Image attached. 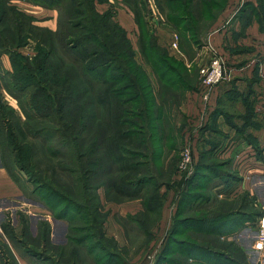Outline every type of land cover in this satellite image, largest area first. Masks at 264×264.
<instances>
[{
  "label": "trees",
  "instance_id": "trees-1",
  "mask_svg": "<svg viewBox=\"0 0 264 264\" xmlns=\"http://www.w3.org/2000/svg\"><path fill=\"white\" fill-rule=\"evenodd\" d=\"M28 1L57 9V28L39 26L13 0H0V49L9 55L12 63L8 89L15 87L23 91L32 86L33 113L26 114L46 120V123L23 125L20 130L23 134H26L24 129L28 130L33 139L41 137L42 146L55 161H51L50 167H42L36 143L21 141L19 128L11 124L0 125L2 161L16 181L19 177L13 172L14 167L23 169L34 183L33 198L42 201L55 218L68 219V244L77 245L79 250L73 258L82 256L86 248L98 262L102 258L99 250L110 253V247L105 244L109 241L104 229L107 212L103 211L99 189L131 199L144 198L146 218L156 212L160 184H164L166 175L165 164L173 152L181 149L171 115L174 106L194 88L198 68L188 71L182 61L158 42V36L150 32L146 15L151 13V8L147 0H123L133 11L139 28L138 50L126 28L116 19V10H98L97 4L106 0ZM219 1L156 0V3L167 16L165 22L186 38L191 55V41L202 42L201 16L214 15L213 10L223 6ZM261 8L264 13V0ZM261 28L264 30L263 22ZM31 44L37 52L33 59L19 51ZM138 54L151 69L155 81L143 68ZM220 114L231 120L220 106L212 114L215 123ZM206 125L215 124L210 121ZM10 156L14 157V163ZM198 178L196 167L194 174L183 180L172 226L173 241L168 245L169 249L173 243L182 244L178 257H167L164 251L161 259L167 258L175 264H193L195 259L204 258L209 264H249L234 241L220 243L223 225L238 219L239 211L223 207L210 209L207 214L205 209L198 208L200 215L183 216L188 198L194 202L209 192L193 193L197 184L203 187V179L208 183L210 180L205 176L197 183ZM57 203L63 204V208L57 209ZM160 210L157 214L161 218L162 207ZM71 211L75 215L70 216ZM259 215L260 211H256L249 218L256 221ZM39 224L41 238L49 241L50 222ZM6 226L4 231L11 236ZM184 226L194 229L186 231ZM181 233L188 236L179 238ZM202 236L209 238L207 242L199 241Z\"/></svg>",
  "mask_w": 264,
  "mask_h": 264
},
{
  "label": "crops",
  "instance_id": "crops-1",
  "mask_svg": "<svg viewBox=\"0 0 264 264\" xmlns=\"http://www.w3.org/2000/svg\"><path fill=\"white\" fill-rule=\"evenodd\" d=\"M109 2L110 0H106L103 3ZM118 2L122 7H115L116 19L126 28L132 40L130 31L134 32L138 27L135 15L123 0ZM219 2L223 6L215 8L214 15L209 13L201 16V18L211 17L214 21L206 38L202 36L200 44L191 41V55L188 52L186 38L181 37L175 28L162 21L161 27L164 29L157 32L158 42L168 49L170 55L182 61L188 71L191 72L196 66L198 67L195 86L186 92L182 105L183 113L186 114L188 121L190 117L192 123L189 121L187 125H175V132H180L181 149L186 144L192 149L194 172L196 167L199 170V178L196 182H201L205 176L210 179L209 183L207 181V186L203 184L201 187L197 184L193 193L202 194L209 190L218 202H233L249 194L253 197V206L261 209V204H264V30L261 28L262 22L264 24V13L261 0H220ZM13 3L26 14L34 17L37 25L54 30L57 28V9L43 7L28 0H13ZM99 4H97L99 11L109 8L102 10ZM137 32L139 33V28ZM138 33L136 44L132 40L136 50L139 48ZM176 34L179 36L178 46L173 45ZM188 37L190 38V35ZM215 53L224 55L229 76L225 81L209 89V100L204 101L203 95L206 89L201 84L198 60L201 56L203 57L201 61H204ZM177 106H174L173 110ZM220 106L229 113L230 121L224 114H220L216 118V123L214 122L212 114ZM210 121L215 125H206ZM258 148L262 150L263 157L260 156ZM191 176L181 172L178 166L171 181L176 180L179 189L177 188L176 191L172 186L161 188V194H167L169 201L172 192L176 193L177 201L172 208H169L168 201L165 202L160 226L172 225L184 181ZM15 188L16 184L10 179L0 156V236L1 223L10 217L8 215L11 214V209H15L14 204L20 206L17 198L24 197V194L19 195ZM141 205V203L139 207L137 205V208L144 207L143 205L140 207ZM247 207L248 201L240 200L235 208L225 209L239 211L240 215L235 221L223 225V229L224 235L231 238L234 236L236 241L246 247L247 257L255 259L254 257H261L264 250H252L257 237V228L253 227L255 221L250 220L251 213ZM40 220L49 221L52 227L51 234L56 233L57 224L53 222L54 220L57 222L58 219L53 217L51 220L48 214L46 218ZM61 222L63 221L59 220V224ZM258 262L264 264V256Z\"/></svg>",
  "mask_w": 264,
  "mask_h": 264
},
{
  "label": "rangeland",
  "instance_id": "rangeland-1",
  "mask_svg": "<svg viewBox=\"0 0 264 264\" xmlns=\"http://www.w3.org/2000/svg\"><path fill=\"white\" fill-rule=\"evenodd\" d=\"M147 1L151 8V13L149 15H146V20H148V23L150 25V32L157 35V32L159 33L163 31L162 29L164 28L161 27V22L167 21V16L166 14L160 12L156 0ZM98 6L102 10L106 9L107 7L114 8V10H116L115 7H122L121 4H119L118 0H110L109 3L102 2ZM213 21L214 19L211 17H204L200 19L201 24L199 28L204 38H206L208 30L210 29L211 23ZM9 26H11L10 23ZM11 29L15 30L13 26L11 27ZM137 31L138 27H136L134 32L133 30L130 31L132 40L135 44L137 42ZM175 38L176 41H178L179 45V36L177 34L175 35ZM19 51L29 59H33V57L37 54V52L34 50L33 44L29 46H23L19 49ZM2 52L3 51L0 49V53ZM215 54H212L210 58ZM220 55L224 57L223 54ZM202 58L203 57L200 56V59H197L199 68L202 64L207 63L210 60V58H206L207 60L205 59L204 61H201ZM138 59L142 63L143 68L150 72L151 78L155 81L156 77L154 76L152 71H150L151 69L143 62L140 54H138ZM196 68L198 67L196 66ZM10 70H12V63L10 61L9 55L4 52L0 56V125L11 124L16 128H19V130L17 129V132L20 140L33 142V144L36 143V145L38 146L37 158L40 159L42 167H50L51 161L54 162L55 160L49 158V152L47 154L46 148L43 147V139L41 137H36V139H33L32 134H27L28 130L24 129V132H26V134H23V131L20 130V127L23 125H33L37 122L46 123V120L41 117L31 118V116L26 114L27 112L33 113L32 93L34 88L32 86H29L22 91L15 87H11V92L8 89ZM192 74L195 75L194 71ZM38 100H40V98H37V101ZM183 101L181 99L178 103L179 105L175 110H173V114L171 115V125H187V122L189 123V121L192 123L190 117L188 116V121L186 114L183 113ZM174 134L178 135V138H181V135L179 136L180 132H175ZM25 136L28 139H26ZM181 151L182 149H178L173 152L168 163L165 164L164 168L166 171V175L163 176V183H165V185L160 184L161 187L159 193V205L155 209L156 212H152V215L150 214L151 216L148 218H146V215L144 214L145 211H143L144 207H142V205L144 206V198L131 199L126 196L117 195L114 192H107L105 188L99 189L100 198L104 208L103 211L107 212V220L104 224V229L106 231V237L109 239V241L105 242V244L107 243V245L110 247V253L99 250L98 253L102 258L101 261L98 262L94 260V258H92L93 255L88 253L86 248H83L82 256H80L79 258L77 257L76 259L73 258L75 252H79V250L77 245L68 244L67 236L69 234L70 223L67 218H64L61 224H59V220H61V218L58 217L57 222L54 220L53 223L57 224L56 233L53 235L51 234V227L48 236L49 241L41 238L40 232L42 230V225H40V222L37 221H39L41 218H46L48 214L50 215V218L52 220L54 215L42 201L35 199V197L33 198L34 195H32L33 193L31 191L34 188V183L30 180L29 175L23 169L18 166H15L13 169V172L16 173L17 177H19V181H16L7 170L10 179L16 184L15 189L19 192V195H22L23 193L24 197L17 198L19 200L18 202L20 203V206H18L19 204H14L15 207L13 208L15 209H11V214L8 215L10 217L6 218L1 223L2 235L0 236V264H24L25 262L26 264H175L167 258H161L164 257V251H167V257H178L177 252L179 250V247H182V244L180 245L178 243H173L168 249L169 243L173 241L171 240V235L173 234L172 226L174 222L170 227H162V225L160 226V217L158 215L161 213L160 209L161 207H164L165 202L168 201V203L170 204L169 208H172L177 201L175 196L176 193L173 194L174 192H172V196L170 198L171 200L169 201L167 194H161V188H163L164 186L165 188L167 186H172L174 189H176V191L179 189L176 185V180L171 181V178L173 177V173H175L176 168L179 166L181 160ZM9 158L12 163L15 162L13 156H10ZM193 173L194 163L192 165V170L188 172V176L193 175ZM203 184L207 186L206 179H203ZM147 190L149 192L148 199H150V186ZM242 198L245 199V197L242 196L241 198H238L233 202H218L214 200L213 194L209 191L204 193L203 198L199 200L195 199L194 202L192 201V199L188 198L186 205L183 208V216L200 215V212L196 211V209L198 208H202L203 210L205 209L204 211L206 212L210 209H213V211H215L216 208L223 207H225V209H228L229 207L235 208L240 200L242 202ZM246 200L248 201L247 208L251 214H253L255 210H260V213L262 212L261 209L253 206V197H251L249 194L247 195ZM140 203L142 204L140 206L142 208L138 209L137 205L139 207ZM56 206L57 209L63 208V204L57 203ZM157 210H159V214H157ZM141 211H143V213H141ZM73 215H75L74 211H71L70 216ZM4 225H7L6 227H8V229L10 230L11 236H8V234H6V232L4 231ZM188 226H184V230L190 231L194 229L193 227L189 228ZM253 227H256V225H253ZM188 235L185 233H181L178 235V237L184 238ZM233 237L231 238L228 235H224V237L221 238L220 243L223 244L234 241L247 257V254L245 252L246 247L236 241V239ZM208 239L209 238H207L206 236H202L199 241L205 243ZM183 246L186 247V245ZM62 247H66L67 250L62 251ZM31 249L43 254H36L35 252L31 251ZM252 250H254V248ZM44 254L46 256H44ZM263 254H261V257H254L255 259L247 257L248 263L260 264L261 261L258 262V260L263 259ZM202 260L195 259V261H192L191 263L209 264L206 263L207 260H205V258ZM220 260L221 259H218V261L222 263V261Z\"/></svg>",
  "mask_w": 264,
  "mask_h": 264
},
{
  "label": "built area",
  "instance_id": "built-area-1",
  "mask_svg": "<svg viewBox=\"0 0 264 264\" xmlns=\"http://www.w3.org/2000/svg\"><path fill=\"white\" fill-rule=\"evenodd\" d=\"M174 46H178L177 41L173 43ZM201 84L206 89L204 92V101L209 100V89L217 86L219 83L225 81L229 76L228 66L226 59L220 55L215 54L210 58L207 63H204L199 68ZM193 153L191 147L186 144L182 147L181 160L179 163V169L183 173H188L192 170L193 165ZM261 213L254 222L257 227V237L254 244V250H264V204H261Z\"/></svg>",
  "mask_w": 264,
  "mask_h": 264
}]
</instances>
